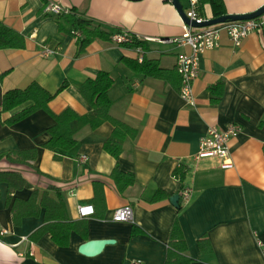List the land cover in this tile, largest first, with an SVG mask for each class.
I'll return each mask as SVG.
<instances>
[{"label": "crops", "instance_id": "0c3cea01", "mask_svg": "<svg viewBox=\"0 0 264 264\" xmlns=\"http://www.w3.org/2000/svg\"><path fill=\"white\" fill-rule=\"evenodd\" d=\"M172 2L0 0V23L25 39L22 48H0V154L38 149L33 166L0 159V171L18 170L32 185L14 192L9 201L8 184H0V264H131L138 259L165 264L176 220L187 242L188 264H264L259 243L264 242V34L253 31L236 46L221 30L219 46L201 54L200 75L193 83L195 104L189 105L180 95L177 63L191 47L160 41L185 32L186 23ZM48 3L152 38L144 44V58L158 62L163 76L134 71L125 59L139 58L136 47L111 38H96L77 54L76 34L69 26L61 29L60 15L47 11ZM223 3L220 9L199 0L201 15L208 19L218 17L221 10L253 13L264 0ZM45 48L55 52L44 56ZM101 70L114 78L111 114L135 130L124 138L118 158L105 149L114 128L110 122L95 129L83 126L71 150H52L43 146L50 136L48 127L55 122L47 110L13 123L12 116L29 103L2 111L7 90L36 81L57 93L49 102L53 113L71 107L87 115L93 106L80 90ZM62 85L65 88L58 92ZM231 123L241 127L230 141L233 166L222 167L216 157L196 159L208 128ZM116 165L134 174V184L126 189L117 184L112 175ZM176 171L185 174L180 177ZM187 187L193 190L190 201L183 203L181 196L180 206H175L171 196L181 195ZM34 188L50 189L55 197L59 192L69 219L80 223L68 244L57 243L50 232L32 239L46 222L44 208L39 216L14 223L15 198L28 199ZM127 204L133 207L134 222L115 221L116 210ZM80 206H92L93 212L81 216ZM101 239L115 242L97 255L80 252L82 244Z\"/></svg>", "mask_w": 264, "mask_h": 264}, {"label": "trees", "instance_id": "16d2710c", "mask_svg": "<svg viewBox=\"0 0 264 264\" xmlns=\"http://www.w3.org/2000/svg\"><path fill=\"white\" fill-rule=\"evenodd\" d=\"M213 2L220 9L223 8V0H207ZM226 15L221 10L216 16ZM61 29L71 27L74 34L77 36L78 50L77 54H82L87 46L96 38H112L115 33H126L132 37H136L121 27L104 25L103 23L86 17L83 13L71 9L69 13H62L59 16ZM147 40H137L136 44L141 45L144 49V44ZM25 46L24 36L18 31L0 23V48H22ZM125 62L134 69L150 75L161 77L164 71L158 65V62L152 59L131 60L125 59ZM223 82L221 81L220 84ZM114 84V78L110 72L105 70L99 71L96 77L89 78L81 87L82 95L93 106V110L87 115H81L71 107L64 109L60 113H53L49 109V102L57 95L46 88H43L38 82L34 81L25 88H15L7 90L3 97L2 111L6 112L29 103L27 107L18 111L9 120L10 123L19 121L29 114L38 110H47L54 118L55 122L48 127L49 139L43 145L52 150L62 149L64 151L71 150L77 144V133L83 126L90 125L91 128H98L105 122H110L113 125V131L110 137L105 142V149L118 158L123 151L124 138L128 135L135 134V130L123 121L115 118L111 114L112 99H110L109 91ZM65 85H62L58 92L63 90ZM38 156L36 147L24 150H10L0 154V159L7 158L15 163H23L33 166L32 163ZM185 173L176 175L183 177ZM113 179L121 188H125L134 184L135 176L132 173L121 171L116 165L113 172ZM6 182L8 184L9 201H11L13 193L23 188H32V185L18 170H1L0 184ZM42 208H44V224L31 235L32 239L37 240L42 234L50 232L54 240L66 245L69 242L72 231L79 228L80 223L70 220L65 202L59 194L52 196L50 189L40 190L32 189V193L28 199L16 197L12 205V213L14 223L19 225L24 217L39 216ZM180 222L176 220L172 226L169 252L165 264H188L191 258L186 255L187 242L181 230ZM200 243H203V240ZM210 251V250H209Z\"/></svg>", "mask_w": 264, "mask_h": 264}, {"label": "built area", "instance_id": "2783aa9c", "mask_svg": "<svg viewBox=\"0 0 264 264\" xmlns=\"http://www.w3.org/2000/svg\"><path fill=\"white\" fill-rule=\"evenodd\" d=\"M46 10L60 15L62 13H69L71 9H63L57 3H48ZM186 16L191 20L205 21L206 17L201 15L199 10V0H189V6L185 10ZM186 23V22H185ZM225 30L234 44L239 46L243 40L253 31H261L264 34V13L258 17L246 20L227 21L210 26L196 27L192 23H186L185 32L178 38H165L161 42H173L178 44H186L191 47V53L182 54L178 58L177 68L182 77V84L180 88V95L182 99L189 105L195 104V95L193 83L200 75V60L201 54L205 51L211 50L219 46L220 32ZM116 43L122 45L135 46L140 53L139 59L144 58V49L141 45L135 43L139 40H151L150 37H142L136 35L132 37L126 33H115L111 38ZM55 52L52 48H45L42 55L49 56ZM241 130L240 125L231 123L227 127H219L217 125L210 126L204 136L201 137L199 143V150L196 154V159L204 157H216L220 159L221 165L224 168L233 166L230 141L232 137L237 135ZM86 159L85 155L82 157ZM193 190L189 187L182 190L181 196L183 203H188L191 199ZM79 212L81 216H86L93 212L92 206H80ZM115 221L134 222V210L131 205H124L116 210L114 213ZM264 254V242L259 240ZM131 264H144L141 259L133 261Z\"/></svg>", "mask_w": 264, "mask_h": 264}, {"label": "water", "instance_id": "95a60500", "mask_svg": "<svg viewBox=\"0 0 264 264\" xmlns=\"http://www.w3.org/2000/svg\"><path fill=\"white\" fill-rule=\"evenodd\" d=\"M172 1H173L172 3H174L178 11L180 12L184 21L186 23H192L194 26L199 27V28L202 26L215 25V24L224 23V22L231 21V20L235 21V20L252 19L264 13V5H263L259 9L253 11V13L250 12V13H244V14H240V13L239 14H226V15H221L218 17L208 18L205 21H196V20L191 21L186 16L182 1L181 0H172ZM180 198H181L180 193H176L171 196V201L175 206L179 207ZM114 242H115V239L91 240V241H88V243L86 242L81 245L80 252H82L83 254L89 255V256L97 255L104 249V247L107 244H112Z\"/></svg>", "mask_w": 264, "mask_h": 264}, {"label": "rangeland", "instance_id": "374dc122", "mask_svg": "<svg viewBox=\"0 0 264 264\" xmlns=\"http://www.w3.org/2000/svg\"><path fill=\"white\" fill-rule=\"evenodd\" d=\"M182 2H185V4L187 5V7L189 6V0H182Z\"/></svg>", "mask_w": 264, "mask_h": 264}]
</instances>
